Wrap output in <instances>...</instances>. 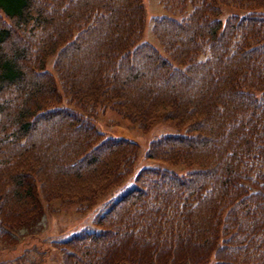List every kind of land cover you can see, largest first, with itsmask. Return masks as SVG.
Returning <instances> with one entry per match:
<instances>
[{"label": "trees", "instance_id": "1", "mask_svg": "<svg viewBox=\"0 0 264 264\" xmlns=\"http://www.w3.org/2000/svg\"><path fill=\"white\" fill-rule=\"evenodd\" d=\"M159 1L162 51L142 0H0L2 236L130 177L61 264H264V0ZM102 104L170 121L145 154L194 167L131 174L138 143L96 127Z\"/></svg>", "mask_w": 264, "mask_h": 264}, {"label": "rangeland", "instance_id": "2", "mask_svg": "<svg viewBox=\"0 0 264 264\" xmlns=\"http://www.w3.org/2000/svg\"><path fill=\"white\" fill-rule=\"evenodd\" d=\"M142 2L145 22L140 40H147L162 51L150 30V24L153 15L171 12L159 0H142ZM50 62L51 57L46 60L48 68H50ZM95 109L92 118L96 127L105 134L124 136L138 143L131 174L142 165H164L168 169L172 168L179 172L194 167V164L179 162L163 163L145 154L151 138L160 133L182 131L170 121L157 117L148 128L142 129L136 121L122 117L108 104L97 105ZM129 183L130 177H126L121 183L99 194L91 202L85 200L61 202L57 198L43 202L44 210L40 219L30 227L11 229L10 235L2 236L5 226L0 224V264H61V250L57 240L79 230L82 226H95L92 223V216L100 209L104 200L121 193Z\"/></svg>", "mask_w": 264, "mask_h": 264}]
</instances>
